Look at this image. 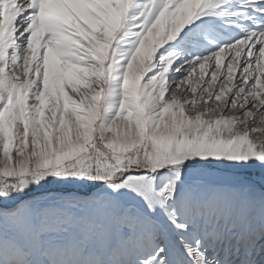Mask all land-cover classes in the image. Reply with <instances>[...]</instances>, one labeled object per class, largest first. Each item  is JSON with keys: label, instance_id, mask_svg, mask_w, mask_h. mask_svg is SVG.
<instances>
[{"label": "snow or ice", "instance_id": "obj_1", "mask_svg": "<svg viewBox=\"0 0 264 264\" xmlns=\"http://www.w3.org/2000/svg\"><path fill=\"white\" fill-rule=\"evenodd\" d=\"M0 264H264V0H0Z\"/></svg>", "mask_w": 264, "mask_h": 264}]
</instances>
